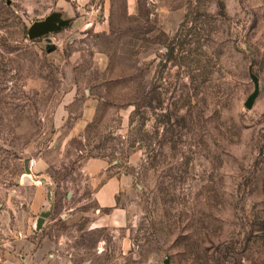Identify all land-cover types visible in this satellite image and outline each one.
<instances>
[{"label":"rangeland","instance_id":"obj_1","mask_svg":"<svg viewBox=\"0 0 264 264\" xmlns=\"http://www.w3.org/2000/svg\"><path fill=\"white\" fill-rule=\"evenodd\" d=\"M51 13L69 23L29 38ZM20 244L264 264V0H0V251Z\"/></svg>","mask_w":264,"mask_h":264},{"label":"crops","instance_id":"obj_2","mask_svg":"<svg viewBox=\"0 0 264 264\" xmlns=\"http://www.w3.org/2000/svg\"><path fill=\"white\" fill-rule=\"evenodd\" d=\"M118 190V183L113 178L104 181L95 192V199L99 206L109 207L115 202V195ZM39 222V219H38ZM22 245L16 246L18 256L12 251H0V264H25L29 260L28 254L21 253Z\"/></svg>","mask_w":264,"mask_h":264},{"label":"water","instance_id":"obj_3","mask_svg":"<svg viewBox=\"0 0 264 264\" xmlns=\"http://www.w3.org/2000/svg\"><path fill=\"white\" fill-rule=\"evenodd\" d=\"M69 23V19L67 18H59L56 13H51L47 15L44 19L34 21L28 28L27 34L29 38H36L42 36L50 31L58 30ZM258 93V83L255 82L254 90L249 97H247L244 102L246 107H251L254 98ZM26 172L30 173V168L28 165L25 166ZM48 212H44L43 215H47ZM39 219L38 226H40Z\"/></svg>","mask_w":264,"mask_h":264}]
</instances>
